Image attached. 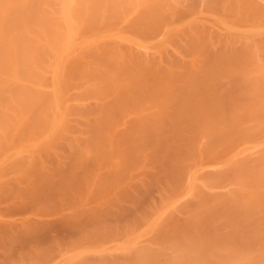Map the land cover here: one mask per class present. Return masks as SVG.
<instances>
[{"label": "bare ground", "instance_id": "obj_1", "mask_svg": "<svg viewBox=\"0 0 264 264\" xmlns=\"http://www.w3.org/2000/svg\"><path fill=\"white\" fill-rule=\"evenodd\" d=\"M0 201L93 237L30 264H264V0H0Z\"/></svg>", "mask_w": 264, "mask_h": 264}, {"label": "rangeland", "instance_id": "obj_2", "mask_svg": "<svg viewBox=\"0 0 264 264\" xmlns=\"http://www.w3.org/2000/svg\"><path fill=\"white\" fill-rule=\"evenodd\" d=\"M162 181H163V179L159 180V179H155V178L153 179V182H149V181H148V182L151 183V184H147V185H148L147 188H144V189H141V188H140V189H139L140 191H138L139 194H137L136 196L134 195L135 199L133 198V196L131 197V198H133V200H131V199L129 198V200H131L130 202H134L133 204L135 205V207H136L138 210H141V211H139V213H141V212H142V209H144V208L147 206V204L149 205V203H150L151 201H153V199H154V200H158V193H157V191H158L159 189L157 190V185L162 184ZM159 182H161V183H159ZM163 183H164V182H163ZM160 186H161V185H160ZM160 186H159V187H160ZM159 187H158V188H159ZM138 195H139V196H138ZM9 199H11V198H8L7 201H8ZM4 200H6V199H4ZM0 202H1V201H0ZM3 202L5 203V201H3ZM9 202H11L12 204L16 205L15 202L13 203L12 199H11ZM128 203H129V201H128ZM6 204H7V203H6ZM6 204H5V205H6ZM8 204H9V203H8ZM29 204H30V203H29ZM29 204H28V206H26L27 204L24 205V207L26 206V207H28V208L30 209L31 207L29 206ZM126 204H127V203H126ZM126 204H123L124 206L122 205L124 208H123V209L121 208V209H120V210H121L120 212H122V210H125V208H126L127 211L130 210L129 208H131V210H132V209L134 210L135 207H133V204H132V203H130V204H132V205H128V204L126 205ZM2 205H3V203L0 204V213H1V214H2V213H7L8 210H9V211L11 210V209H9L10 206H8V209L5 208V210H7V211L5 212V211H4V208H3V207H5V205H3V206H2ZM30 205H31V204H30ZM6 206H7V205H6ZM12 206H13V205H12ZM20 206H21V205H20ZM31 206H32V205H31ZM122 206H120V207H122ZM125 206H126V207H125ZM127 206H129V208H128ZM130 206H132V207H130ZM13 207H15V206H13ZM16 207H17V206H16ZM16 207L14 208V211H15V209H17V210H16V213H13V211H12L13 209L11 210L12 212H9V211H8V213H11L10 215H14V214H15L16 216H14V217H17V215H18V216L21 215V216L18 217L19 219H17V218H13V219L20 220V218H21L22 216H24V215H26V214L28 215V212H26V210H24L26 207H25V208H24L23 206L20 207L21 209L24 208L23 210L25 211V214L23 213V215H22V214H19V211H22V210H21L20 208H19V209H20V210H19V209L16 208ZM32 207H33V206H32ZM11 208H12V207H11ZM136 208H135V209H136ZM26 209H27V208H26ZM2 210H3L4 212H2ZM32 210H33V209H32ZM126 210H125V211H126ZM133 210H132V211H133ZM17 211H18V212H17ZM27 211H28V210H27ZM125 211H123V212H125ZM134 211H136V210H134ZM134 211H133V213L130 212L131 214H128V217L125 215V216H126L125 218L123 217L124 215H122L123 218L120 216V215H121L120 212L117 213V214L115 213V214H116V218H121L120 220H122V219L125 220V219H126V222L122 221V222H124V223H122L121 221H118V223H122V224L127 223V219L129 218L130 215H133V214H134ZM144 211H146V208L144 209ZM144 211H143V212H144ZM29 212H31V210H29ZM8 213H7V214H8ZM17 213H18V214H17ZM21 213H22V212H21ZM31 213H32V212H31ZM115 214H111V215L108 214L109 216H111V217H109V218H111L110 220H111V223H113V224H114L113 221H115V223H116V220H117V219L115 218ZM123 214H124V213H123ZM125 214H127V213L125 212ZM135 214H138V213L135 212ZM135 214H134V215H135ZM2 215H3V214H2ZM4 215L6 216V214H4ZM10 215H7V218H8V216H9V217H12V216H10ZM134 215H133L132 217H134ZM53 216H54V215H53ZM104 216H105V215H104ZM106 216H107V215H106ZM106 216H105V221H106ZM117 216H118V217H117ZM54 217H55V216H54ZM107 217H108V216H107ZM112 217H114V219H112ZM132 217L130 216V220H128V221H133V218H132ZM52 218H53V217H52ZM102 218H103V217H102ZM10 219H12V218H10ZM21 219H22V218H21ZM53 219H54L55 222L53 221L51 224L48 223L49 228H45V226L48 227L47 224L44 226V228H45V232H46V230L48 229V231L46 232L45 235H44L45 232H43L44 229H43V230L40 229V230L42 231L41 233L39 232L38 234H34V235H37V236H38L39 234H40V235L42 234L41 236H39V238H37V237L35 238V236H32V235H31V236H32L33 238H35V239H32V240H31V239H30V235H28V237H27L28 240H27V238H26L25 236H23V235H21V236L19 235L21 239H16L18 236H15L16 238L14 237L17 241L19 240L18 243H19L20 240H21V242H25V243H27V244H28V243H29V244H30V243H34V245L36 244V246H34L33 244H30V245H24L25 243H23L24 247L22 248V246H21L22 243H20L21 245L18 244L17 251H16L17 253H15V252H13V249H12V251H11V247H13V245H11V244H15V243L12 242V241H14L15 239H14V238L9 239V241H10L11 243L9 242V244H8V243H7V244L10 245L9 247H10V251L12 252V255H13V253H15L14 255H16V256H17V255H20V254H21V251H20L19 249H21V248H22V249H25V248H27V247H31V248H34V250H35L37 246L41 245V246H40V247H41V250H40V251L44 250V253H43V252H40V254H41V255L44 254V255H43L44 259H47V256H46V255H48V258H49V256H51V257H50V258H51V259H50V260H51V263H53V261H57V262H59V260H62V258H63L65 255H67L68 251H66V250H67V248H65L66 246L64 247V245H62V246L64 247V249H65V250H63V251H65L66 253H65V252H63V253L58 252V249H59V251H60V248L58 247V245L61 244L59 241H61V242H65V243H66V241H67V242L72 241V240L75 241L76 239H75V240L72 239L73 236H74L75 231H74V233H73L72 230H74L75 228L77 229L78 226H75L74 229L71 230V227H72V226H71L70 224L65 223L66 225H64V222H62V221H61L62 223L60 224V223H57V222H56V221L59 220V218H56L57 220H56L55 218H53ZM53 219H52V220H53ZM103 219H104V218H103ZM115 219H116V220H115ZM131 219H132V220H131ZM108 220H109V219L107 218V221H108ZM112 220H113V221H112ZM135 220H136V219H135ZM103 221H104V220H103ZM48 222H50V220H49ZM58 222H59V221H58ZM87 223L90 224L91 222H87ZM130 223H131V222H130ZM138 223H140V222H138ZM67 224L70 226L69 228H68V225H67ZM88 224H87V225H88ZM66 226H67V227H66ZM84 226H85V225H84ZM80 227L83 228V226H80ZM72 228H73V227H72ZM79 230H80V229H79ZM81 230H82V229H81ZM81 230H80V231H81ZM78 232H79V231H78ZM76 234H77L79 237L81 236V232H79V233L76 232ZM24 237H25V238H24ZM32 237H31V238H32ZM75 237H76V236H75ZM75 237H74V238H75ZM84 237H85V236H84ZM107 237H108V236H107ZM1 238H2V237H1ZM3 238H4V237H3ZM5 238H6V237H5ZM8 238H10V237H8ZM76 238H77V237H76ZM80 238H82V237H80ZM85 238H86V237H85ZM85 238H84V239H83V238L80 239V243H81V244H78V243L75 242V244H76V245H75L73 242H69L68 245H70L71 243H73V245H75V246L82 245L83 243H86L85 240H87V238H89V237H87L86 239H85ZM92 238H93V237H92ZM92 238H91V240L88 239L87 242H88V241H91V242H92ZM103 238H104V237H102L101 239L104 241ZM115 238H116V237H115ZM115 238L111 237V238H109V239H111V240H109L108 243H107V241H106V243H105V241H104L103 244H105L106 246H112V244H115V243H119V242H121V241H117V239H115ZM117 238H119V237H117ZM6 239H7V238H6ZM12 239H13V240H12ZM94 239L96 240V238H94ZM97 239H98V241H99V238H98V237H97ZM101 239H100V243H101V241H102ZM113 239L116 240V241L113 242ZM0 240H1V239H0ZM11 240H12V241H11ZM16 240H15V242H17ZM25 240H27V242H26ZM56 240H57V241H56ZM58 240H59V241H58ZM83 240H84V241H83ZM105 240H107V238H105ZM120 240H121V238H120ZM122 240H123V239H122ZM1 241H4V239H2ZM28 241H29V242H28ZM78 241H79V239L77 240V242H78ZM81 241H83V243H82ZM4 242H5V241H4ZM50 242H51V243H54L53 246L56 245V246H54V247L56 248V250H55V251H53V250L50 251L51 253L49 252L51 255H50V254H47L48 251L45 252V249H46V250H47V249L50 250V248H47V246H46V247H42L43 245L45 246V244L50 243ZM57 242H58L59 244H57ZM91 242H90V243H91ZM93 242H94V241H93ZM137 242H140V240H137ZM51 243H50V245L47 244L48 247H49V246H52ZM95 243H96V244H95ZM88 244H89V243H88ZM88 244H86V245H88ZM91 244H93V243H91ZM0 245L2 246V244H0ZM15 245L17 246V244H15ZM15 245H14V246H15ZM19 245H20L21 248L19 247ZM31 245H32L33 247H32ZM83 245H84V244H83ZM94 245H98V246H100V244H99V242H97V240H96V242H94ZM101 245H102V243H101ZM4 246H6L5 243L3 244V247H4ZM62 246H61V247H62ZM70 246H71V245H70ZM75 246H72V247H75ZM6 247H7V246H6ZM6 247H5V248H6ZM9 247L7 248V251H8L9 254H11V252L9 251ZM40 247H37V250H39ZM57 247H58V249H57ZM67 247H68V246H67ZM72 247H71V250H72ZM15 248H16V247H15ZM18 248H19V249H18ZM38 248H39V249H38ZM42 248H44V249H42ZM52 248H53V247H52ZM247 248H252V246H249V247H247ZM29 249H30V248H29ZM61 249H63V248H61ZM0 250H2V249H0ZM15 250H16V249H15ZM25 250H26V249H25ZM34 250L32 249V251H31V249H30V250H29V253H28V249H27V250H26V251H27V255H25V253L21 254L22 256H20V258L24 259V261L21 260L19 263L22 264L21 262H24L23 264H25V261H26V264H30L31 261H29V259H28V260H26V259L29 258L30 256H31V258H34V256L32 257V253H33ZM68 250H70V247H69ZM4 251H5V253H3V250H2V253H3L4 255H5V254L8 255V253L6 252V249H5ZM18 251H20V253H19ZM22 251H24V250H22ZM26 251H24V252H26ZM30 251H31V253H30ZM111 251H112V254L110 253ZM113 251H114V252H113ZM35 252H36V250H35ZM35 252H34V253H35ZM61 252H62V250H61ZM115 252H117V253H115ZM118 252H119L118 249H113V250L108 251V252L106 253V255L108 254L107 257H109V256H110L109 253H110V254H111L110 259L114 260V258H115V260H117V259H116V258H117L116 255L118 254V258L121 260V258L119 257V256H120V255H119L120 253H118ZM0 253H1V251H0ZM34 253H33V254H34ZM69 253H71V251H69ZM69 253H68V254H69ZM29 254H30V255H29ZM45 254H46V255H45ZM121 254H124V253L121 251ZM14 255H13V256L10 255V256H11V257H14ZM28 255H29V257H27ZM85 255H86V256L88 255L87 258L85 257ZM92 255H95V254H92ZM112 255H113V256L115 255L116 257L114 256V257L112 258ZM90 256H91L90 253L84 254V258H85V259L83 258V260H84L83 263L85 262V260H87L88 262H90V264H91V263H92V264H97V263L100 261V260H99L100 258L97 259L96 257H94V259H93V257L91 256L92 258H90ZM95 256H96V255H95ZM104 256H105V255H104ZM104 256H103V257H104ZM0 257H3V256L0 255ZM6 257H7V256H6ZM17 257H19V256H17ZM26 257H27V258H26ZM43 257H42V258H43ZM45 257H46V258H45ZM107 257H104V258H107ZM8 258H9V255H8ZM40 258H41V256H40ZM42 258H41V260H44V259H42ZM123 258H124V255H123L122 259H123ZM1 259H2V260H1ZM1 259H0V261H1L0 264H4V263L7 264V263H8L7 258H4V260H3V258H1ZM10 259H11V260H10ZM14 259H15V257H14ZM14 259H13V258H9V261H10V262H13ZM17 259L19 260V258H16V262H15L16 264L18 263ZM96 259H97V260H96ZM101 259H103V258H101ZM107 259H108V258H107ZM119 259H118V260H119ZM124 259H126V258H124ZM12 260H13V261H12ZM31 260H32V259H31ZM112 260H110V261H112ZM2 261H3L4 263H3ZM28 261H29L30 263H29ZM44 261H45V260H44ZM87 261H86V262H87ZM103 261H105V259H104ZM106 261H107V260H106ZM10 262H9V264H10ZM41 262H42V263H41ZM41 262H40L41 264H44L43 261H41ZM81 262H82V261H81ZM96 262H97V263H96ZM108 262H109V260H108ZM13 263H14V262H13ZM15 263H14V264H15ZM19 263H18V264H19ZM47 263H48V262H47V260H46L45 264H47Z\"/></svg>", "mask_w": 264, "mask_h": 264}]
</instances>
